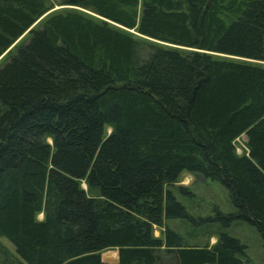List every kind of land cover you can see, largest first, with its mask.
Masks as SVG:
<instances>
[{
  "label": "trees",
  "instance_id": "obj_1",
  "mask_svg": "<svg viewBox=\"0 0 264 264\" xmlns=\"http://www.w3.org/2000/svg\"><path fill=\"white\" fill-rule=\"evenodd\" d=\"M1 56L0 237L18 262L247 263L224 229L264 239V0H0ZM183 171L234 209L191 216ZM168 219L218 223L216 241Z\"/></svg>",
  "mask_w": 264,
  "mask_h": 264
},
{
  "label": "rangeland",
  "instance_id": "obj_2",
  "mask_svg": "<svg viewBox=\"0 0 264 264\" xmlns=\"http://www.w3.org/2000/svg\"><path fill=\"white\" fill-rule=\"evenodd\" d=\"M65 7L69 6H54L42 17H40L32 26H35L41 18L52 11L63 9ZM19 40H17V42ZM2 56L0 58H2ZM256 62L264 64V61ZM245 141V135L240 136L236 140L235 145L237 153L241 154L244 151L246 152L247 149ZM176 186H183L187 189V193H183L175 189L174 194L176 199L185 206L188 213L196 219L199 217L213 216L216 209L222 212H231L234 209L229 200L227 189L217 181L183 171L179 176L175 188ZM82 187L86 189V185L84 183H82ZM38 218L41 219L42 214H39ZM167 225L176 230L184 238L185 242L190 245H204L206 243L212 245L216 241L215 237L217 236L220 226L218 223L198 224L195 221L190 222L184 219H168ZM224 230L228 234L239 238L241 242L247 245L246 253L248 261L246 264H264V239L253 226L244 221H236ZM154 235L157 237L160 236L161 229L155 227ZM0 246L4 249L8 257L5 261V255L0 253V264H8L6 262L24 264L23 262H18L14 252V247L7 239L0 237ZM115 254L116 250H108L109 257L113 258L116 256ZM159 264H174V262L163 254L161 255V262Z\"/></svg>",
  "mask_w": 264,
  "mask_h": 264
},
{
  "label": "crops",
  "instance_id": "obj_3",
  "mask_svg": "<svg viewBox=\"0 0 264 264\" xmlns=\"http://www.w3.org/2000/svg\"><path fill=\"white\" fill-rule=\"evenodd\" d=\"M215 237V236H214ZM216 238V237H215Z\"/></svg>",
  "mask_w": 264,
  "mask_h": 264
},
{
  "label": "water",
  "instance_id": "obj_4",
  "mask_svg": "<svg viewBox=\"0 0 264 264\" xmlns=\"http://www.w3.org/2000/svg\"><path fill=\"white\" fill-rule=\"evenodd\" d=\"M19 39H20V38H19ZM19 39H18V40H19Z\"/></svg>",
  "mask_w": 264,
  "mask_h": 264
}]
</instances>
